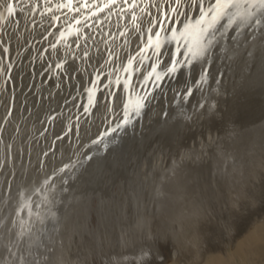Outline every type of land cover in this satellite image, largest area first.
I'll use <instances>...</instances> for the list:
<instances>
[{
  "label": "rangeland",
  "instance_id": "obj_1",
  "mask_svg": "<svg viewBox=\"0 0 264 264\" xmlns=\"http://www.w3.org/2000/svg\"><path fill=\"white\" fill-rule=\"evenodd\" d=\"M58 2L62 0H53L54 4ZM20 7L24 8L23 14L9 18L8 21H0V205H3L0 207V228L7 210L14 208L12 198L10 201L5 198L15 192L14 186L18 185V179L24 177L21 179L23 185L20 208L15 207L11 212L8 224L0 235V264H40L41 252L47 244V232L51 225L49 219L56 211L66 207L67 199L73 195L74 187L77 185V167L72 166V163L80 164V168H83L89 161L88 155L83 159H75V157H78V153L87 146L89 137L96 130H100L98 135L102 139L110 138L113 134L124 130L125 127H121L115 132L111 131L122 120L124 104L133 102L131 99L133 92L136 97L147 94L144 112L142 111L139 117L132 119L130 123L132 128H127L131 130L132 135L127 137L128 140H123L126 142L124 150L117 148L118 142L109 145L111 155L122 152L117 156H120L119 158L114 159L113 162L110 161L112 163L107 168H100L98 179L93 181V184L96 182L93 196L80 208L82 210L80 214L85 216L75 218L73 225L71 220H68V215L57 225L56 237L49 246L51 259H47L46 264H114L109 253L125 250L133 254V260L130 258L122 264H264V133L260 130L261 124L264 123V100L262 97H257L259 94L264 96V90H258V87L264 84V75L259 72L260 67L257 69V66L262 63L250 61L247 74L248 79L254 83V87L247 89L244 83H247L246 77L243 79L244 74H242L245 73L246 55L242 52L241 40L239 42L242 36L241 31L235 28L229 29L225 36L213 45L214 48L205 58L196 59L190 65L178 64L176 74L174 72L167 75V68L171 66L173 59L179 60L180 57V60L185 59L184 44L183 42L179 44L181 49L179 48L180 52H177L176 42L171 39L166 40L167 38L164 41V38L170 34L162 31L163 41H161L159 63H157V57L153 55L152 48L138 55L140 49L147 43V36H144L143 41L146 43L142 44V40L135 41L136 38L143 36L144 32L146 34L150 19L141 13L139 8L135 9V12L141 19L135 22L132 20V10L128 9V5H123L126 9L123 13L119 12V5H117L112 9L111 15H107V9L105 13H98L101 23H95L97 18L93 17L87 20L88 26H85L84 16L87 13L84 10L79 14L68 13L66 17L67 9L60 11H54V9V12L41 15V9L31 12L30 4ZM151 11L156 13L154 8ZM53 15L59 16L60 20H52ZM189 15L194 17L197 13L193 10ZM74 16L81 20L79 25H76L72 19ZM179 19L183 20L184 17ZM69 23L72 24V30L79 29V31L69 36L70 43L61 42L63 39L59 37V30L65 29ZM137 25L140 27L139 31H137ZM169 26L181 27L179 22L175 25H165V27ZM35 28L39 31L34 32ZM156 30L153 28V32ZM51 45L56 47L53 48ZM5 47L9 49L7 53L3 51ZM260 50L262 51L261 47ZM130 57L133 58V63L129 67ZM72 58L74 60H71ZM213 58L215 61L212 62ZM54 64H61L62 68H57ZM109 64L110 68L116 71L128 66V73L122 71L115 80L119 83L116 84L117 87L116 85L114 87L116 89L113 90L114 100L111 104L107 102L105 104V96H101L97 102L93 101V104L89 106L92 112L85 114L84 110H79L80 104H78L72 111L75 113L73 115L71 113L72 116H69L70 118L68 117L63 124V120H59L58 109L67 116L70 114L72 108H65L73 99V96L71 98L68 96L70 89L79 81L83 84L86 81L82 91L97 88L98 80L104 78ZM153 64H157L156 70L145 81L144 77L152 72ZM208 67H210L209 70H207ZM95 72H97L95 79L89 80ZM156 73L161 76V80L157 82L154 81ZM170 75H173V78ZM202 75H205V81H201ZM163 78L165 80H162ZM111 80L112 78L107 79L105 84H109ZM126 80L127 89L124 87ZM219 81L222 83L221 87H219ZM157 83L159 87L155 86ZM190 84L193 86L192 95L187 94ZM237 85L241 87L238 88ZM237 88L239 91H235ZM240 90L245 91L239 104H243L244 111L241 113L248 116V118L245 116L246 121L261 113L260 118L258 116L256 118L257 122L248 120L257 134H254L257 140L255 144L252 143L251 132H249L251 127L249 129V126H246V121L242 122L240 129L226 133L227 129L235 124L233 121L236 114L232 115L234 113L232 109L238 102ZM56 94L63 95L59 98L57 105L47 108L52 117L44 122V126H40L39 133L32 134L34 126L31 127L30 120H36L38 113L41 112L39 105L49 106ZM179 100H183L188 105L187 108H183V112L181 109L180 113L177 112L182 107ZM221 101H225L226 109H222L224 106ZM99 102L103 103L99 111L93 114V110H97L94 108L95 104L100 105ZM214 106L219 114L218 117L215 115L209 121L208 116ZM197 108L199 114L194 117L192 113ZM249 108L252 112L255 110L254 115ZM164 110L170 112L166 115L167 112ZM249 112L254 117L249 118ZM162 113L163 115L160 116L163 117L165 114L166 119L179 115L173 121H167L163 117L162 129L160 128L158 132L148 131L144 139L140 137L138 133L141 132L144 121L148 119L147 115L152 114L156 118ZM45 114L42 119L47 118ZM106 132L107 136H105ZM186 136H189L187 138L191 142L185 138ZM177 141L181 143L176 147L174 144ZM183 142H188V146L185 143L186 148ZM189 143L190 146L192 144L191 148ZM252 146H254L253 151ZM176 153H178V166L183 164L181 168L186 170H181L183 174L175 181V186L164 189L163 185L169 183L170 177H166L162 171ZM6 155L9 156L8 159ZM181 161L183 163H180ZM126 162H131L129 165L133 164V167L139 168V172H142L141 174L138 171L135 172L131 183L126 180L123 186L127 185V188L118 184V180L123 178L125 170L128 169L125 167ZM137 162L139 165L136 164ZM18 163L22 168V173L19 172V174ZM184 164L187 166L185 167ZM253 167L258 168L259 173ZM139 175L142 176L141 180ZM64 176H72L74 179L70 180L72 183L68 189L58 194L62 199L55 204L52 201L54 195L50 194L53 191L51 189L59 183L57 179ZM40 180H42L41 183H39ZM128 183L133 186L129 187ZM103 189H111V197L109 194V198L105 199L104 203L102 201L104 197L101 196ZM6 202L9 206L4 205L7 204ZM31 202H34L33 207H28ZM107 202H110L109 205ZM150 204H153L152 207ZM85 207L86 211L83 210ZM145 213L154 216L153 220L148 219L147 223V219H142L141 215ZM110 215L111 220L105 219L108 221L106 222L104 218L106 216L109 218ZM119 223L122 224L119 225ZM178 223L181 227L177 226ZM111 224H113L112 228ZM156 225H159L158 228ZM134 238L137 240L135 241ZM121 247L123 249H120ZM146 247L149 253L139 258L138 255Z\"/></svg>",
  "mask_w": 264,
  "mask_h": 264
},
{
  "label": "bare ground",
  "instance_id": "obj_2",
  "mask_svg": "<svg viewBox=\"0 0 264 264\" xmlns=\"http://www.w3.org/2000/svg\"><path fill=\"white\" fill-rule=\"evenodd\" d=\"M55 8H53V10H54ZM17 11H18V9H17ZM54 11H56V9L54 10ZM53 11V12H54ZM38 12H40V10H38ZM67 19V18H66ZM67 21V20H66ZM64 23L66 24V22L64 21ZM65 28V27H64ZM61 29V28H60ZM39 30L37 29V28H35L34 29V32H38ZM60 32H64V37L62 38L63 40H61V42L62 41H68L69 43H70V38H69V36L71 35L72 36V34L75 32V34H76V31L75 30H72V29H69L68 28V25H67V27L65 28V29H61V30H59ZM241 31V39L239 38V42H240V40H241V42H240V44H242V47H241V49H242V52H244V54L246 55V57H245V61H244V64H245V73H242V74H244L243 75V79L246 77V81H247V83H248V85H247V83L246 82H244L245 83V86L247 87V89L248 90H250L252 87H254V83L251 81V79L249 80L248 79V70H249V68H250V61H256V62H261L262 64H259L258 66H257V69L259 68V72L262 74L263 73V75H264V30H260V29H256L255 31H252V30H250V29H241L240 30ZM59 33V32H58ZM60 34V33H59ZM59 34L57 35V36H59ZM48 35V34H47ZM46 35V36H47ZM246 35H248V36H246ZM54 36V35H53ZM147 36V33L145 34V32H144V35L143 36H140V37H138V38H136V41L135 42H139L140 40H142V44L143 43H146V42H143L144 41V38ZM163 36V35H162ZM244 36H245V38H244ZM60 37V36H59ZM51 38V37H50ZM167 38V39H166ZM244 38V39H243ZM165 39L166 40H168V39H171V36L169 35L168 37H165L164 38V41H165ZM161 41H163V37L161 38ZM141 42V41H140ZM67 43V42H66ZM68 43V44H69ZM180 44H182V43H180ZM63 45V44H62ZM176 46H177V44H175ZM140 46V45H139ZM179 46V45H178ZM169 47H170V45H169ZM260 47H261V49H262V51L260 50ZM180 48V47H179ZM212 48H214V47H212ZM212 48H211V50H212ZM45 49V48H44ZM181 49V48H180ZM184 49V48H183ZM68 50V49H67ZM66 50V51H67ZM210 50V51H211ZM42 51H43V49H42ZM51 51V50H50ZM171 52V51H170ZM180 52V51H179ZM183 52H184V50H183ZM43 53V52H42ZM68 53V52H67ZM220 53V52H219ZM176 54H178V53H176ZM38 55V54H37ZM66 55H68V54H66ZM183 56H184V54H183ZM67 57V56H66ZM69 57V56H68ZM179 57V56H178ZM181 58V57H180ZM180 58H179V60H180ZM258 58H260V59H258ZM178 59V58H177ZM71 60H74L73 58L71 59ZM176 60V59H175ZM259 60V61H258ZM213 61H215V58H213L212 59V62ZM56 63H58V62H56ZM195 63V62H194ZM54 65H56V64H54ZM124 65H126V64H124ZM185 65V64H184ZM198 65V64H197ZM227 65H228V63H227ZM181 66V65H180ZM128 67V66H127ZM177 67H179V66H177ZM187 67V66H186ZM191 68V67H190ZM193 68V67H192ZM191 68V69H192ZM206 68H207V66H206ZM209 68L210 67H208V69L207 70H209ZM51 69V68H50ZM53 69H54V66H53ZM124 69H125V66L120 70V71H116V70H114V69H111L110 68V64H109V66L107 67V70H108V72L105 74V76H104V78L103 79H101V78H99V80H98V87L97 88H95V89H89V90H91V96H92V103L91 104H89V95H90V93H89V90L87 89V90H83L82 91V88H83V85L84 84H86L85 82H84V84L83 83H81L80 81L79 82H77L76 84H74V86H73V88H71L70 89V93L68 94V96H70L69 98H71L72 96H73V99H71V101H70V103L69 104H67V106L65 107V108H67V107H70V108H72V110H70L71 112H70V114L67 116V115H65L66 113H64V112H62V111H59L60 109H58V107H56V109H58V112H59V120L61 121V120H63V124H64V122L68 119V117L69 116H72L75 112H73L72 113V111L73 110H75L74 108L78 105V104H80V106H79V110H84L85 108H87L88 109V113H91L92 112V110L90 109V107L89 106H91L92 104H93V101H95V102H97V100H98V98H100L101 96H105L104 98V102H105V104H106V102H107V104H111V102L114 100V91L113 90H115L116 88H114L115 87V85L117 84V82H115V80L117 79V77L119 76V74L123 71V73L125 72L124 71ZM52 70V69H51ZM55 70V69H54ZM54 70H52V71H54ZM198 70V69H197ZM190 71V70H189ZM192 71V70H191ZM190 71V72H191ZM196 71V70H195ZM117 72V73H116ZM189 72V73H190ZM96 73L97 72H95L94 74H92V76H91V78L92 79H89V80H93V79H95V75H96ZM127 73H128V71H127ZM178 73V72H177ZM196 73V72H195ZM157 74V73H156ZM175 74H176V72H175ZM184 74V73H183ZM194 74V73H193ZM197 74V73H196ZM196 74H194V76L196 75ZM247 74V75H246ZM117 75V76H116ZM167 75H168V73H167ZM164 76H165V74H164ZM171 76V75H170ZM169 76V77H170ZM173 76V75H172ZM171 76V77H172ZM184 76V75H183ZM192 76V75H191ZM193 76V77H194ZM197 76V75H196ZM242 76V75H241ZM125 77V76H124ZM186 77V76H185ZM212 77V76H211ZM79 78V77H78ZM86 78V77H85ZM90 78V77H89ZM112 78V80L110 81V83L109 84H105L106 83V81H107V79H111ZM120 78V77H119ZM122 78H123V76H122ZM166 78V77H165ZM173 78V77H172ZM86 79H88V78H86ZM86 79H84V80H86ZM121 79V78H120ZM142 79V78H141ZM155 79V78H154ZM194 79V78H193ZM75 80V79H74ZM84 80H82V81H84ZM161 80V79H160ZM162 80H165L164 78L162 79ZM174 80V79H173ZM210 80H211V78H210ZM209 80V81H210ZM233 80V79H232ZM76 81V80H75ZM127 81V80H126ZM150 81V80H149ZM155 82H157L156 80H154ZM184 81H185V79H184ZM192 81V80H191ZM90 82V81H89ZM123 82V81H122ZM145 82V81H144ZM88 83V82H87ZM121 83V82H120ZM142 83V82H141ZM154 83V82H153ZM159 83V82H158ZM158 83L155 85V86H157L158 85ZM149 84V83H148ZM181 84V83H180ZM186 84H187V82H186ZM210 84V83H209ZM219 87H221V82L219 81ZM123 85V84H122ZM183 85V84H182ZM181 85V86H182ZM88 86V85H87ZM142 86H144V84L142 85ZM148 86V85H147ZM154 86V85H153ZM154 86V87H155ZM190 86H191V84H190ZM116 87H117V85H116ZM121 87V86H120ZM123 87V86H122ZM149 87V86H148ZM158 87H159V85H158ZM158 87H156V88H158ZM188 87H189V85H188ZM192 87L193 86H191L190 87V91H191V89H192ZM237 87L238 88H240L241 86H238L237 85ZM250 87V88H249ZM118 88H119V86H118ZM156 88L154 89V90H156ZM181 88V87H180ZM236 89L235 91H239V89ZM39 89H41V88H39ZM84 89V88H83ZM124 89V88H123ZM221 89V88H220ZM185 90V89H184ZM189 90V89H188ZM245 90H246V88H245ZM113 91V92H112ZM193 91H194V89H193ZM68 92V91H67ZM244 92L245 91H243V90H240V95H238L239 97H238V102H236L237 104H235V105H233V107H235L234 109H232L233 111H234V113L232 114V115H235L236 114V116H234V121L233 122H235V124H234V126L233 127H230L229 129H227L228 131L226 132V133H229L230 131L232 132L234 129H240L241 127H242V122L243 121H246V118H248V116H246L245 114L243 115L241 112L242 111H244L243 110V104L241 105V104H239L240 103V101L242 100V98H241V96H242V94H244ZM246 92H247V90H246ZM135 93L133 92V95H132V100H133V102H131V103H129V111H131V109H132V107L134 106V103H135V101L137 100V98L138 97H136L135 95H134ZM40 95V94H39ZM63 94H61V95H59V94H56L55 96H54V100H53V102H51V104H49V106H41V105H39V107H40V109H41V112H39L38 114V117L36 118V120L34 119V121L31 119L30 120V125H31V127L32 126H34V130L32 131V134L35 132V133H39V131H40V129H41V125H43L44 126V122H46L47 121V119H49L50 120V118L52 117L50 114H49V112H48V110H47V108L48 107H50L51 105H57L58 103V100H59V98L62 96ZM191 95H192V91H191ZM96 99V100H95ZM188 99V98H187ZM79 101H82V103H79ZM175 101V100H174ZM188 102V101H187ZM254 102H255V100H254ZM100 103V102H99ZM103 102H101L100 103V105L99 104H95V107L94 108H96L97 110H93V114L94 113H96L97 111H99V109H100V106H101V104H102ZM179 103H180V106H182L181 108H179V110L177 111V112H181V109H182V112H183V108H187L188 107V105L183 101V100H179ZM179 103H178V105H179ZM225 103V101L223 102V101H221V104H223L222 106H224V107H222V109H226V105L224 104ZM64 104V102L63 103H61V106ZM73 104V105H72ZM250 104V103H249ZM174 105V104H173ZM72 106V107H71ZM179 106V107H180ZM221 106V105H220ZM255 106V105H254ZM38 107V108H39ZM171 107H173L172 105H171ZM229 106H227V108H228ZM61 108V107H60ZM199 108V107H198ZM198 108L197 109H195V112L194 113H192L193 114V116L195 117V116H197V114H199L198 112H199V110H198ZM253 108V107H252ZM251 108V109H252ZM167 109V108H166ZM213 110V111H212ZM211 110V112H210V116H208V120L210 121V120H212L213 118L212 117H215V115L218 117V111H217V109H216V106H214V109H212ZM216 110V111H215ZM249 110H250V108H249ZM66 111H67V109H66ZM164 111H166V110H164ZM251 111V110H250ZM255 111V110H254ZM253 111V112H254ZM82 112V111H81ZM87 112H85L84 111V114L85 113H87ZM144 112V111H143ZM163 112V111H162ZM167 113H165L166 115L168 114V112H170L169 110L168 111H166ZM219 112H220V110H219ZM252 112V111H251ZM251 112H249V115H250V113ZM253 112H252V114H253ZM44 113H46V114H48V115H46L45 114V116H47V118L46 119H42L43 118V114ZM61 113V114H60ZM71 113H72V115H71ZM104 113H106V112H104ZM160 113V112H159ZM245 113V112H244ZM247 113V112H246ZM83 114V113H82ZM107 114V113H106ZM165 114H164V116H165ZM170 114V113H169ZM256 114V113H255ZM160 115H163V113L162 114H159V116ZM179 114H176V115H173V117L170 119V118H168L167 117V121H173V120H175L176 118H177V116H178ZM254 115V114H253ZM252 115V116H253ZM62 116V117H61ZM104 116V115H103ZM156 116H157V114H156ZM154 117V115H150V114H148L147 115V117H148V119L147 120H145L144 121V126H143V128H141L140 130H141V132L140 133H138L139 135H140V137H142L143 139L145 138V136L147 135L146 133L148 132V131H156V132H158V130L161 128L162 129V127L164 126V123H163V117L162 116H160V117ZM245 116H246V118H245ZM251 115H250V117L249 118H251L252 117ZM254 117V116H253ZM45 118V117H44ZM70 118V117H69ZM136 118V116H133L132 117V119H135ZM236 118H237V120H236ZM249 121H251L250 119H248ZM246 121V126H249V129H250V127L252 126V124H249L248 122L249 121ZM42 121V122H41ZM183 121V120H182ZM165 122V121H164ZM62 123V122H61ZM251 123V122H250ZM163 124V125H162ZM168 124V123H167ZM170 125H171V123H170ZM241 125V126H240ZM169 126V125H168ZM35 127H36V129H35ZM40 127V128H39ZM129 127H131V125L129 124V125H127V126H125V128H124V130H122L121 132H119V133H115V134H113L110 138H107V139H102L99 135H98V132L100 131H97L96 130V132L95 133H93V135L91 136V137H89V142L87 143V146H85L83 149H82V151L81 152H79L78 153V157H75V159H83V158H85V157H87V155H88V160L89 161H87V163H85V166L83 167V168H80L81 167V165L80 164H74L73 165V163H72V166H74V167H77V172H78V176H77V185L74 187V189H75V191H74V193H73V195H71V197L69 196L68 198L69 199H67L68 201L66 202V207L64 208V209H60V210H58V211H56V213L54 214V215H52L51 217H50V219H49V222H50V227H49V230H48V234H47V241H46V246H45V248H44V250H42V258H41V261H40V264H46V262H47V259L49 260V259H51V254H50V250H49V246L50 245H52V243H53V241H54V239H55V237H56V232H57V225L61 222V221H63V219L66 217V216H68V220H71V223L74 225V222H75V218L77 219H79V218H83L84 216H85V214H80V212H82V210L80 209L81 208V206H82V204H87V201L89 200V198L90 197H92L93 196V192H94V187H96V185H95V183L93 184V181H94V179H98V177H99V173H100V168L101 167H105V168H107V166H109L112 162H113V160L114 159H116V158H119V157H117L118 155H120L121 154V152L122 151H120V153H116V155H111L110 154V151H109V148H110V146L109 145H111V144H116L115 142H118L117 144H119L118 145V149L119 148H121V149H125V145H126V142L125 141H123L124 139H127V137H129V136H131L132 135V133H131V130H128L127 128H129ZM132 128V127H131ZM130 128V129H131ZM165 128V127H164ZM180 128H181V126H180ZM253 127H251V129H250V131L249 132H251V138H252V143H257L256 141L257 140H255V135H257L256 133H255V131H253V129H252ZM128 130V131H127ZM134 130V129H133ZM132 130V131H133ZM139 130V131H140ZM190 130V129H189ZM161 131V130H160ZM164 131V130H163ZM174 131V130H173ZM124 133V134H123ZM134 133V132H133ZM136 133V132H135ZM138 134H137V136H138ZM255 134V135H254ZM95 135V136H94ZM192 135V134H191ZM190 135V136H191ZM232 135V134H231ZM94 136V137H93ZM114 136H116V138L114 137ZM232 136H234V135H232ZM112 137H114V138H112ZM187 137H189V136H186L185 138H187ZM240 137V136H239ZM112 138V139H111ZM193 138V137H192ZM233 138V137H232ZM188 139V138H187ZM186 139V140H187ZM191 139V138H190ZM235 139V138H234ZM128 140V139H127ZM189 140V139H188ZM187 140V141H188ZM93 141H97V143H93ZM99 141H101V144H99ZM184 141V140H183ZM190 142H191V140H189ZM188 141V142H189ZM248 141H250V139L248 140ZM254 141V142H253ZM178 142V141H177ZM175 142V146L177 147V146H179V144L181 143V142ZM188 142H183L184 144L186 143L187 144V146H188ZM197 142V141H196ZM89 143H92L91 145H88ZM193 143H194V141H193ZM113 144V145H114ZM186 144H185V147L184 148H186ZM212 144V143H211ZM22 145V144H21ZM236 145V144H235ZM182 146H183V144H182ZM189 146H190V143H189ZM191 146H192V144H191ZM191 146H190V148H191ZM195 147V146H194ZM193 147V148H194ZM230 147V146H229ZM247 147V146H246ZM253 148H252V151L254 150V146H252ZM256 147V146H255ZM114 148V147H113ZM180 148H181V145H180ZM188 148V147H187ZM117 149V150H118ZM120 149V150H121ZM244 149H245V147H244ZM250 149V148H249ZM256 149V148H255ZM258 149V148H257ZM174 150H175V148H174ZM187 150V149H186ZM239 150V149H238ZM169 151V150H168ZM170 151H172V150H170ZM181 151V150H180ZM182 151H183V149H182ZM185 151V150H184ZM191 151V150H190ZM242 151V150H241ZM244 151V150H243ZM251 151V150H250ZM113 152H114V150H113ZM186 152V151H185ZM192 152H193V150H192ZM258 152H259V150H258ZM184 153V152H183ZM242 153V152H241ZM261 153V152H260ZM9 154V153H8ZM192 154V153H191ZM177 155H178V153H176V155L175 156H173V159H172V161L171 162H169V163H167V165H166V168L162 171L163 172V174L166 176V177H170L169 178V183H167V184H165V185H163V187H164V189H169V188H171L172 186H175L174 184H176V180H178V179H180L181 178V175L183 174L182 172H181V170H186L185 168L183 169V168H181L182 167V165L183 164H180L181 166H178L179 164V162H178V157H177ZM181 155V154H180ZM231 156H232V154H231ZM238 156H240V154L238 155ZM257 156H259V155H257ZM262 156V155H261ZM8 157L9 156H7L6 155V159H8ZM89 157L91 158V159H89ZM166 157V156H165ZM241 157H242V155H241ZM252 157H253V153H252ZM255 157V156H254ZM180 158H181V156H180ZM234 158V157H233ZM244 158V157H243ZM242 158V159H243ZM192 159V158H191ZM198 159V158H197ZM234 159H236V158H234ZM255 159H256V157H255ZM180 160V159H179ZM187 160V159H186ZM237 161H239L238 159H236ZM236 160H235V162H236ZM241 160V159H240ZM243 160H245V159H243ZM110 161H112V162H110ZM135 161V159L133 160V162ZM198 161V160H197ZM229 161V160H228ZM257 161V160H256ZM259 162H260V160H258ZM262 161V160H261ZM139 162V161H138ZM138 162L136 163V164H138ZM186 162V161H185ZM131 162H126V166L125 167H128V169H126L125 171H126V173H125V175L123 176V178H121V179H119L118 180V184H120V186H122V187H126V186H123V185H125V182H126V180H128L129 182L131 181V179H132V176H133V174L135 173V172H139V168H137V167H133L134 165H135V162H134V165L133 164H131V165H129ZM164 163V162H163ZM180 163H183L182 161L180 162ZM233 163V162H232ZM240 163V162H239ZM243 163V162H242ZM262 163H263V161H262ZM190 164V163H189ZM237 164V163H236ZM247 164H249V162L247 163ZM256 164V163H255ZM254 164V165H255ZM261 164V163H260ZM71 165V164H70ZM139 165V164H138ZM253 165V166H254ZM257 165V164H256ZM258 165H259V163H258ZM257 165V166H258ZM71 166V167H72ZM184 166L186 167L187 165H185L184 164ZM262 166V165H261ZM70 167V168H71ZM249 167V166H248ZM263 167V166H262ZM141 168V167H140ZM245 168V167H244ZM252 168V167H251ZM250 168V169H251ZM255 167H253V169H254ZM189 168H187V170H188ZM238 169V168H237ZM253 169L251 170V171H253ZM258 169V168H257ZM256 168H255V171L257 170ZM21 170H22V168L20 167V165H19V163H18V174H19V172L20 173H22L21 172ZM131 170L133 171V172H131ZM235 170V169H234ZM245 170H246V168H245ZM76 171V170H75ZM160 171V170H159ZM258 171V173H259V170H257ZM24 172V171H23ZM181 172V173H180ZM244 172V171H243ZM76 173V172H75ZM140 174L142 173V172H139ZM234 173V172H233ZM249 173V172H248ZM255 173V172H254ZM137 174V173H136ZM231 174V173H230ZM237 174V173H236ZM240 174V173H239ZM256 174H257V172H256ZM128 175V176H127ZM144 175H145V177H146V174L144 173ZM143 175V176H144ZM252 175V174H251ZM254 175V174H253ZM258 175V174H257ZM240 176V175H239ZM19 177V176H18ZM127 177H128V179H127ZM141 175H139V179L141 180ZM165 177V178H166ZM43 178V177H42ZM21 179H24V177L22 176V178ZM21 179H18L19 181H17L18 182V187L17 186H14V188L16 189L15 190V192L11 195L10 193V195L11 196H7L5 199H8L9 201H10V198H12V203H13V205H14V208H13V210L15 209V207H19L20 205H21V203H20V201H21V196H20V194H21V187H22V181H21ZM72 179H74V177L72 178V176H69V177H66V176H64L63 178H61V179H57V182H59L58 184H57V186H55L54 187V189H51V193L50 194H53L54 195V200H52V201H54V203L55 202H57V201H60L62 198L58 195V194H60V192H63V191H65L66 189H68V187H69V185L72 183V182H70V180H72ZM183 179H184V177H183ZM245 179V178H244ZM257 179V178H256ZM48 180V179H47ZM165 180V179H164ZM182 180V179H181ZM258 180H259V178H258ZM124 181V182H123ZM250 181V180H249ZM42 182V180H40L39 181V183H41ZM88 182H89V184H88ZM153 182V181H152ZM247 182V181H246ZM131 183V182H130ZM157 183V182H156ZM242 183H244L243 181H242ZM252 183V182H251ZM93 184V185H92ZM101 184V183H100ZM127 184V183H126ZM129 184V183H128ZM240 184V183H239ZM253 184V183H252ZM147 185V184H146ZM152 185V184H151ZM185 185H187V184H185ZM255 185V184H254ZM60 186V187H59ZM101 186H102V188H103V185L101 184ZM133 185H130L129 184V187H132ZM157 186V185H156ZM240 186H241V184H240ZM245 186V185H244ZM247 186V185H246ZM253 186V185H252ZM256 186V185H255ZM178 187H180V186H178ZM249 188H250V186H248ZM57 188V189H56ZM127 188V187H126ZM242 187H240V190H242L241 189ZM56 189V191H54ZM163 189V190H164ZM236 189V188H235ZM234 189V190H235ZM238 189H239V186H238ZM237 189V190H238ZM244 189H246V187L244 188ZM14 190V189H13ZM145 190V189H144ZM12 191V190H11ZM122 191V190H121ZM133 191V190H132ZM245 191V190H244ZM59 192V193H58ZM108 192V193H107ZM125 192V191H124ZM151 192V191H150ZM55 193V194H54ZM136 193V192H135ZM158 193V192H157ZM237 193H238V191H237ZM236 193V194H237ZM245 193V192H244ZM109 194H110V197H111V189L110 190H108V189H103V193L101 194V196L102 197H104V198H102L103 200V203H104V200L106 199L107 200V198H109ZM124 194V193H123ZM150 194V193H149ZM184 194H185V192H184ZM126 195H127V193H126ZM126 195H125V197H126ZM136 195V194H135ZM157 195V194H156ZM171 195V194H170ZM249 195H250V193H249ZM248 195V196H249ZM150 196V195H149ZM154 196V195H153ZM190 196V195H189ZM128 197V196H127ZM126 197V198H127ZM140 197H141V195H140ZM147 197V196H146ZM150 197H152V196H150ZM157 197V196H156ZM162 197V196H161ZM124 198V197H123ZM129 198V197H128ZM134 198V197H133ZM183 198V197H182ZM155 199H157V198H155ZM167 199V198H166ZM56 200V201H55ZM98 200V199H97ZM101 200V199H100ZM124 200V199H123ZM8 201V202H9ZM110 201V200H109ZM119 201V200H118ZM126 201H127V199H126ZM125 201V202H126ZM128 201H130V200H128ZM150 201V200H149ZM3 202H4V200H3ZM98 202V201H97ZM113 202H115V201H113ZM131 202V201H130ZM7 203V202H6ZM11 203V204H12ZM54 203H52V204H54ZM109 203L110 202H107V204L109 205ZM116 203V202H115ZM145 203V202H144ZM155 204H156V202H154ZM3 204V203H2ZM10 204V203H9ZM56 204V203H55ZM98 204H100V203H98ZM112 204V203H111ZM122 204V203H121ZM5 206L6 205H8V203L7 204H4ZM33 205H34V202H31V203H29V205H28V207L30 206V207H33ZM102 205V204H101ZM146 205V204H145ZM151 205V204H150ZM153 205V204H152ZM152 205H151V207H152ZM176 205V204H175ZM5 206H4V208H5ZM9 206V205H8ZM96 206H97V204H96ZM111 206V205H110ZM116 206V205H115ZM0 207H3V205L1 206L0 205ZM10 207H11V205H10ZM95 207V206H94ZM107 207V206H106ZM140 207V206H139ZM175 207V206H174ZM176 207H177V205H176ZM20 208V207H19ZM99 208V207H98ZM110 208V207H109ZM162 208V207H161ZM2 209V208H1ZM77 209V210H76ZM105 209V208H104ZM114 209V208H113ZM118 209V208H117ZM122 209V208H121ZM166 210H167V207L165 208ZM177 209V208H176ZM13 210H7L8 212H7V215H6V217L4 218V217H2V218H4L3 219V221H2V227L0 228V235L3 233V231L5 230V228H6V225L8 224L7 222H8V217H9V215L11 214V212H13ZM83 210H87V208L85 207V208H83ZM105 210H107V209H105ZM149 210V209H148ZM147 210V211H148ZM151 210V209H150ZM155 210V209H154ZM164 210V209H163ZM187 210H189V209H187ZM187 210H186V213H187ZM73 211H74V215H73ZM77 212V214H76V212ZM102 211V210H101ZM165 211V210H164ZM164 211H163V213H164ZM177 211V210H176ZM1 212V211H0ZM110 212V211H109ZM113 212V211H112ZM125 212V211H124ZM155 212V211H154ZM168 212V211H167ZM93 213V212H92ZM91 213V214H92ZM104 213H106V211L104 212ZM109 214H111V213H109ZM114 214V213H113ZM116 214V213H115ZM185 214V213H184ZM188 214V213H187ZM5 215V214H4ZM73 215V217H71ZM100 215H101V213H100ZM107 215V214H106ZM117 215V214H116ZM122 215V214H121ZM120 215V216H121ZM151 215H153V214H151ZM165 215V214H164ZM167 215H168V213H167ZM167 215H166V217H167ZM179 215V214H178ZM195 215V214H194ZM3 216V215H2ZM114 216V215H113ZM134 216V215H133ZM142 216V219H147V223L149 222V220H153V218H154V216H150L149 215V213H145L144 215H141ZM181 216H183V214L181 215ZM187 216V215H186ZM193 216V215H192ZM1 217V216H0ZM104 217V216H103ZM107 217V216H106ZM104 218V220L105 219H110V217H111V215L109 216V218L107 217V218ZM122 217V216H121ZM156 217V216H155ZM177 217V216H176ZM129 218H130V216H129ZM128 218V219H129ZM158 218H159V216H158ZM173 218H175V217H173ZM178 218V217H177ZM223 218V217H222ZM122 219V218H121ZM149 219V220H148ZM181 219V218H180ZM190 219V218H189ZM192 219V218H191ZM194 219V218H193ZM93 220V219H92ZM111 220V219H110ZM120 220V219H119ZM126 220H127V217H126ZM132 220V219H131ZM94 221V220H93ZM106 222H108L107 220H105ZM112 221H114V220H112ZM121 221V220H120ZM125 221V220H124ZM133 221H134V219H133ZM137 221V220H136ZM174 221H175V219H174ZM185 221V220H184ZM187 221V220H186ZM84 222V221H83ZM126 222H130V221H126ZM125 222V223H126ZM113 223V222H112ZM182 223V222H181ZM188 223V222H187ZM104 224V223H103ZM103 224H102V226H103ZM118 224V223H117ZM122 223H119V225H121ZM132 224H134V223H132ZM160 224V223H159ZM99 225V224H98ZM106 225H107V223H106ZM112 226H111V228L113 227V224H111ZM177 225V224H176ZM181 225H183V224H181ZM109 226V225H108ZM107 226V227H108ZM138 226V225H137ZM157 226V225H156ZM159 226V225H158ZM158 226H157V228H158ZM170 226H172V225H170ZM178 227L180 226L179 225V223H178V225H177ZM98 227V226H97ZM100 227V226H99ZM116 227V226H115ZM119 227H121V226H119ZM128 227H129V225H128ZM133 227H135V225L133 226ZM181 227V226H180ZM184 227H185V225H184ZM102 228V227H101ZM100 228V229H101ZM117 228V227H116ZM131 228V227H130ZM170 228H172V227H170ZM99 229V228H98ZM103 230H104V228H102ZM109 229V228H108ZM129 229V228H128ZM113 230V229H112ZM118 229H116V231H117ZM124 230V229H123ZM135 230V229H134ZM133 230V231H134ZM137 230V229H136ZM150 230V229H149ZM199 230V229H198ZM122 231V230H121ZM132 231V230H131ZM151 231V230H150ZM171 231H172V229H171ZM178 231V230H177ZM176 231V232H177ZM114 232V231H113ZM119 232V231H118ZM136 232V231H135ZM94 233V232H93ZM121 233V232H120ZM122 233H124V232H122ZM121 233V234H122ZM129 233H130V231H129ZM129 233H128V235H129ZM152 233V232H151ZM150 233V234H151ZM105 234H106V232H105ZM105 234L103 233V237H105ZM108 234H109V232H108ZM149 234V235H150ZM154 234V233H153ZM200 234V233H199ZM107 235V234H106ZM114 235H117L116 233H114ZM127 235V234H126ZM136 235V234H135ZM134 236V235H133ZM150 236H152V235H150ZM160 236V235H159ZM163 236V235H162ZM1 237V236H0ZM124 237H125V235H124ZM127 237V236H126ZM131 237H132V234H131ZM136 237V236H135ZM189 237H190V235H189ZM123 238V237H122ZM130 238V237H129ZM161 238V237H160ZM115 239V238H114ZM117 239H119V238H117ZM125 239H127V238H125ZM130 239H132V238H130ZM140 239V238H139ZM187 239V238H186ZM196 239V238H195ZM199 239V238H198ZM107 240V239H106ZM105 240V241H106ZM111 240V239H110ZM124 240V239H123ZM134 240H135V238H134ZM137 240V239H136ZM135 240V241H136ZM163 240V239H162ZM161 240V241H162ZM178 240H179V238H178ZM128 241H129V239H128ZM144 241H145V239H144ZM192 241V240H191ZM190 241V242H191ZM99 242V241H98ZM116 242H118L119 243V241H116ZM131 242H132V240H131ZM115 243V242H114ZM122 244H123V241L121 242ZM136 242H134V244H135ZM181 243V242H180ZM179 243V244H180ZM197 243V242H196ZM113 244V243H112ZM126 244H128L127 243V241H126ZM194 244V243H193ZM121 245V244H120ZM131 245V244H130ZM121 246H123V245H121ZM124 246H126L125 244H124ZM132 246H133V244H132ZM180 246V245H179ZM187 246V245H186ZM114 247V246H113ZM128 247H130V246H128ZM242 247V246H241ZM101 248V247H100ZM127 247H125V249H126ZM172 248V247H171ZM237 248V247H236ZM98 249V248H97ZM120 249H123L122 247L120 248ZM134 249V248H133ZM137 249V248H136ZM135 249V250H136ZM162 250V249H161ZM122 251V250H121ZM137 251V250H136ZM159 251V250H158ZM240 251V250H239ZM95 252V251H94ZM137 254H138V252H136ZM147 253H149V250H148V248L146 247L145 249H143V252H141L139 255H138V257L139 258H142V257H144ZM163 253V252H162ZM173 253V252H172ZM187 253V252H186ZM108 254V253H107ZM109 254H111V256H112V261L114 262V264H122V263H125V262H127L130 258L132 259V256H133V254L131 253V252H129V251H124V252H116V251H112L111 253H109ZM183 254V253H182ZM134 255H135V253H134ZM135 257H137V255L135 256ZM134 257V258H135ZM229 257V256H228ZM133 260V259H132ZM59 261V260H58ZM109 261H110V259H109ZM164 261V260H163ZM55 262V261H54ZM189 262V261H188ZM48 263V262H47ZM53 264V263H52ZM189 264V263H188Z\"/></svg>",
  "mask_w": 264,
  "mask_h": 264
},
{
  "label": "snow or ice",
  "instance_id": "obj_3",
  "mask_svg": "<svg viewBox=\"0 0 264 264\" xmlns=\"http://www.w3.org/2000/svg\"><path fill=\"white\" fill-rule=\"evenodd\" d=\"M24 4H30V11L33 13L37 9H41V15L46 12H52L53 8L57 11L67 9V12H65L66 17L68 13L79 14L84 10L87 13L84 16L85 26H88L87 20L93 17L97 18L95 23H101L98 13H105L107 9V15H111L112 9L117 5H119L120 13L126 11L123 5H128V9L132 10V20L135 22L141 19L135 12V9L139 8L140 12L150 17V19L148 20L149 26L146 29L147 43L144 48L140 49L138 55L146 49L152 48L153 55L157 57V63H159L162 31L170 34L171 41L176 42L177 52H179L178 45L181 42L184 44L185 59H173L171 66L167 68V73H174L178 64L190 65L196 59L205 58L213 45L218 43L219 39H222L229 29L235 28L238 31L241 29L264 30V0H62V2L55 4L53 0H7V2L0 0V8H2L0 21H8L9 18L23 14L24 8L20 6ZM18 8L19 13L17 11ZM152 8L156 9V13L151 11ZM193 10L197 13L194 17L189 15ZM180 17H184V19L180 20ZM51 19L59 21L60 17L53 15ZM72 19L76 25L81 23V20L75 16ZM177 22L181 25L180 28L165 27V25L169 24L175 25ZM136 27L137 31H139V25ZM68 28H72L71 23L68 24ZM153 28L157 30L153 32ZM76 31L78 32L79 29H76ZM60 37H64V32H60ZM51 47L55 48L56 46L51 45ZM3 51L7 53L9 49L5 47ZM132 63L133 58L130 57L128 66L130 67ZM56 67L62 68V65L57 64ZM156 67L157 64L152 65V72L144 77L145 81L152 76ZM124 71L127 72L128 68L126 67ZM160 79V74H157L155 80L159 81ZM200 79L205 81V75H202ZM124 87L125 89L128 88L127 81H125ZM89 93V104H91V90H89ZM187 94L190 95L191 91L189 90ZM146 99L147 94L138 96L131 111H129V104L125 103L122 120L111 131L115 132L117 129L132 123L133 116L139 117L146 106ZM84 111L87 112L88 109L85 108ZM107 135L108 133L106 132L105 136ZM93 143L95 144L97 141H93ZM89 159L91 158L89 157Z\"/></svg>",
  "mask_w": 264,
  "mask_h": 264
},
{
  "label": "water",
  "instance_id": "obj_4",
  "mask_svg": "<svg viewBox=\"0 0 264 264\" xmlns=\"http://www.w3.org/2000/svg\"><path fill=\"white\" fill-rule=\"evenodd\" d=\"M261 89L264 90V84H262L261 86L258 87V90H261ZM255 97H256V96H255ZM257 97H259V98L262 97V99L264 100V96H262V94H259V96L257 95ZM259 114L261 115V113H258L257 116L260 118V115H259ZM257 116L254 117V118H251V122H253V123H254V122H257V119H256V118H258ZM260 128H261V129H260ZM260 128H259V129H260L261 131H263V133H264V123L261 124Z\"/></svg>",
  "mask_w": 264,
  "mask_h": 264
}]
</instances>
